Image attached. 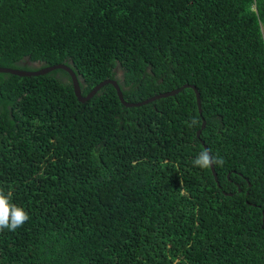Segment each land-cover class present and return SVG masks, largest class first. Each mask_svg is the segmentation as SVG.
Instances as JSON below:
<instances>
[{
	"label": "trees",
	"instance_id": "obj_1",
	"mask_svg": "<svg viewBox=\"0 0 264 264\" xmlns=\"http://www.w3.org/2000/svg\"><path fill=\"white\" fill-rule=\"evenodd\" d=\"M56 65L182 89L0 72V264H264V0H0V67Z\"/></svg>",
	"mask_w": 264,
	"mask_h": 264
},
{
	"label": "clouds",
	"instance_id": "obj_2",
	"mask_svg": "<svg viewBox=\"0 0 264 264\" xmlns=\"http://www.w3.org/2000/svg\"><path fill=\"white\" fill-rule=\"evenodd\" d=\"M25 71H29V70H25ZM181 89H182V86L174 88L170 91H167L161 94H166L165 96H169V95H173L177 93ZM170 92H173V93L170 94ZM195 92L198 94L196 90ZM157 95H160V94H157ZM157 95H153V96H157ZM165 96H160V97H165ZM149 98L150 97L144 100H147ZM198 98H199V95H198ZM196 99H197V96H196ZM144 100L136 104L138 105L144 104L143 103ZM199 103H200V99H199ZM200 111H201V108H200ZM195 123L196 121L193 120V124ZM193 163H194V166L206 169L215 164L223 165L224 161L222 158H218V157L211 155L209 150L205 149V150H202L198 154L197 158L194 160ZM133 165H135V162H133ZM10 196H11L10 193L6 196L2 191H0V230L8 229L10 231H15L17 228L23 226L30 219L26 211H24L21 207H18L17 205L10 202Z\"/></svg>",
	"mask_w": 264,
	"mask_h": 264
},
{
	"label": "water",
	"instance_id": "obj_3",
	"mask_svg": "<svg viewBox=\"0 0 264 264\" xmlns=\"http://www.w3.org/2000/svg\"><path fill=\"white\" fill-rule=\"evenodd\" d=\"M58 67H62L66 70H68V72L70 73L71 75V81H72V85H73V88H74V93L75 95L80 99V100H83V99H86V98H89L90 96H92V94H94V92L99 89L103 84L105 83H111L114 85L116 91H117V95H118V98L120 99L121 103L124 105V106H134V105H138L136 103H128L124 100L123 96H122V92L118 86V84L116 83L115 80H105V81H102L100 82L99 84H97L93 90L91 92H89L85 97H82L80 95V88H79V84H78V80H77V77L76 75L74 74V72L69 69L68 67L64 66V65H56V66H50V67H46V68H42V69H39V70H34V71H25V70H20V69H12V68H7V67H0V72H10V73H14V74H18V75H25V76H29V75H38V74H42V73H45L53 68H58ZM177 91V90H175ZM173 91V92H175ZM173 92H170L173 93ZM166 94H160V95H157V96H152L150 97L149 99L147 100H144L143 103L145 102H149L151 100H154L155 98L157 97H160V96H165ZM196 96H197V103H198V106L200 107V103H199V98H198V94L196 93ZM199 112H200V108H199ZM211 167V171L213 172V174H215V171H214V167L213 165L210 166ZM216 177V175H215Z\"/></svg>",
	"mask_w": 264,
	"mask_h": 264
}]
</instances>
